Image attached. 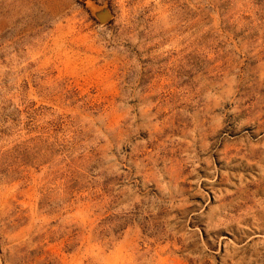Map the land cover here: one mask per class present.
I'll list each match as a JSON object with an SVG mask.
<instances>
[{
  "label": "rangeland",
  "instance_id": "1",
  "mask_svg": "<svg viewBox=\"0 0 264 264\" xmlns=\"http://www.w3.org/2000/svg\"><path fill=\"white\" fill-rule=\"evenodd\" d=\"M0 264H264V0H0Z\"/></svg>",
  "mask_w": 264,
  "mask_h": 264
},
{
  "label": "trees",
  "instance_id": "2",
  "mask_svg": "<svg viewBox=\"0 0 264 264\" xmlns=\"http://www.w3.org/2000/svg\"><path fill=\"white\" fill-rule=\"evenodd\" d=\"M46 144H47V156H50V158L58 154L65 153L64 146L62 144L50 142V140H48Z\"/></svg>",
  "mask_w": 264,
  "mask_h": 264
},
{
  "label": "water",
  "instance_id": "3",
  "mask_svg": "<svg viewBox=\"0 0 264 264\" xmlns=\"http://www.w3.org/2000/svg\"><path fill=\"white\" fill-rule=\"evenodd\" d=\"M96 16L100 24L102 25L109 23L113 18V15L109 8H105L102 11L97 12Z\"/></svg>",
  "mask_w": 264,
  "mask_h": 264
}]
</instances>
